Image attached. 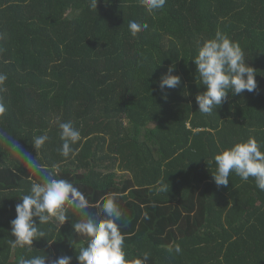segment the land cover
<instances>
[{"label": "trees", "instance_id": "obj_1", "mask_svg": "<svg viewBox=\"0 0 264 264\" xmlns=\"http://www.w3.org/2000/svg\"><path fill=\"white\" fill-rule=\"evenodd\" d=\"M129 21L148 27L133 37ZM218 30L240 45L257 88L206 115L192 60ZM169 66L180 84L161 90ZM0 74V264H78L86 246L68 209L59 228L39 225L32 248L11 247L15 206L40 179L21 151L76 186L88 213L118 194L128 264L145 254V264H264V191L235 173L226 187L213 180L222 149L254 137L264 151V0H167L152 14L139 0H0ZM60 122L81 135L68 158Z\"/></svg>", "mask_w": 264, "mask_h": 264}, {"label": "clouds", "instance_id": "obj_2", "mask_svg": "<svg viewBox=\"0 0 264 264\" xmlns=\"http://www.w3.org/2000/svg\"><path fill=\"white\" fill-rule=\"evenodd\" d=\"M167 0H139L141 6L152 14L162 9ZM96 8L97 0H91ZM146 23L129 21L128 29L133 37L147 29ZM245 55L240 45L231 40L227 34L217 31L213 38L206 39L199 46L197 55L192 60L196 66L199 84L204 91L195 99L198 110L202 114L210 115L214 109L222 104L229 92L240 95L243 91L253 92L257 88L256 70L245 62ZM174 66H169L167 72L158 81V87L175 88L180 84V77L173 75ZM6 76L0 74V84ZM166 98V97H165ZM5 107L0 104V115ZM60 136L64 141L60 154L68 158L70 153L75 155L71 145L76 144L81 135L71 122H60ZM48 137L42 135L34 140V148H41ZM13 150L21 149L15 142H10ZM21 155L33 175L39 177V182L31 184L30 193L20 198L21 202L15 206V218L11 220V236L14 239L9 243L13 249L16 247L30 248L37 237L44 238L45 233L39 225L47 224L52 218L63 225L69 221L68 209H72L82 218L72 224L73 230L86 240V246L81 247L76 255L78 264H128L124 251V236L120 231L118 221L122 219V211L116 203L118 194L110 193L102 201L96 214L87 212L88 201L85 195L71 182L57 179L52 172L46 171L28 153ZM216 171L213 180L217 186H227L231 173L238 175L241 180L254 179L256 187L264 191V151L254 137L246 141L234 143L222 149L214 156ZM163 190V189H161ZM38 218V224L34 220ZM171 251V249H169ZM175 251L181 249L176 246ZM148 255L143 259L136 258L132 264H145ZM72 257L61 255L49 260V264H71ZM19 264H46V256H34L30 259L21 258Z\"/></svg>", "mask_w": 264, "mask_h": 264}]
</instances>
